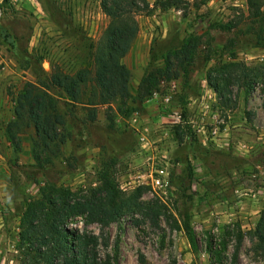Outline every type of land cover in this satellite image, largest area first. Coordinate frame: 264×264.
I'll return each instance as SVG.
<instances>
[{
  "label": "rangeland",
  "instance_id": "rangeland-1",
  "mask_svg": "<svg viewBox=\"0 0 264 264\" xmlns=\"http://www.w3.org/2000/svg\"><path fill=\"white\" fill-rule=\"evenodd\" d=\"M100 2L0 0V264H21V217L42 193L97 186L104 163L112 165L123 191L143 187L139 201L160 215L158 225L139 212L105 227L71 223L96 236L99 263L211 264L208 245L222 239L229 263L239 226L244 238L236 264H264V246L253 234L264 214V0H146L150 13L136 15L139 31L123 59L132 96L143 74L164 67L168 51L191 36L197 49L185 71L173 62L172 78L150 96L98 106L93 121L91 109L66 107L73 113L65 126L68 139L51 164L35 161L26 135L19 153L5 140L14 98L26 82L37 84L53 68L67 74L92 69L108 24ZM223 72L219 95L209 79ZM243 72L255 80L250 87L234 79ZM134 114L143 141L133 130ZM157 177L160 187L151 183ZM184 188L196 193L191 202ZM177 210L192 214L197 253L176 227Z\"/></svg>",
  "mask_w": 264,
  "mask_h": 264
},
{
  "label": "trees",
  "instance_id": "trees-1",
  "mask_svg": "<svg viewBox=\"0 0 264 264\" xmlns=\"http://www.w3.org/2000/svg\"><path fill=\"white\" fill-rule=\"evenodd\" d=\"M139 2H142L139 8ZM172 6V5H169ZM100 7L108 18V24L93 54L92 69H79L74 74H67L53 68L49 74L41 75L40 82H26L14 98L12 119L4 128V137L12 150L21 151L22 136L30 141L33 158L37 163L51 164L60 153V147L68 139L65 130L67 117L73 113L66 107L81 105L91 109L89 120L96 118L98 106L110 105L117 99L131 98L142 101L151 95L162 80L172 78L170 70L176 62L183 71L190 64L197 49L193 37L185 38L178 49L168 51L164 58V67H154L141 77L136 95L133 97L129 84L131 71L123 63L139 31L136 15H149L146 0H101ZM4 37L8 39L6 33ZM255 74V73H254ZM253 74V75H254ZM231 73L229 72L230 77ZM254 76H258L255 74ZM243 72L235 75L237 84L251 86L253 79ZM255 79V78H254ZM226 73H220L209 85L217 94L224 92ZM57 91L58 94L54 92ZM63 100L65 110L61 108ZM188 183L191 184L193 172L188 168ZM97 186L80 192H70L56 188L48 194L42 193L35 204L22 214V229L18 233L16 249L21 255V264H110L98 262L95 235H89L86 229L71 228L77 220L84 227L98 224L102 227L118 222L128 213H144L153 225H158L160 210L150 203L139 201L143 187L131 192L123 191L118 185L112 165L104 163L97 172ZM188 202L194 200L196 193L185 194ZM176 227L182 230L192 253L199 251V243L191 225L192 214L178 211ZM254 236L260 246H264V214L257 222ZM244 232L235 228L233 253L228 263L225 253L228 245L222 239L218 246L210 243L208 251L211 264H236ZM117 247V246H116ZM117 250V248H116Z\"/></svg>",
  "mask_w": 264,
  "mask_h": 264
},
{
  "label": "built area",
  "instance_id": "built-area-1",
  "mask_svg": "<svg viewBox=\"0 0 264 264\" xmlns=\"http://www.w3.org/2000/svg\"><path fill=\"white\" fill-rule=\"evenodd\" d=\"M169 100V97L165 98V101L168 102ZM178 118V117H177ZM131 124H132V127H133V130L135 131L136 135L143 141L145 139V136H144V131H140V129L138 128L139 127V122H138V119H137V114H134L133 117H132V120H131ZM159 175L162 176L163 175V171H160L159 172ZM152 180V186H162L163 182L162 180L157 177V178H151Z\"/></svg>",
  "mask_w": 264,
  "mask_h": 264
}]
</instances>
